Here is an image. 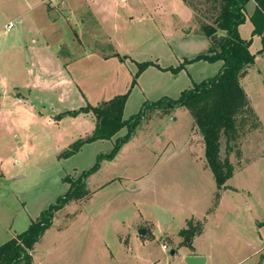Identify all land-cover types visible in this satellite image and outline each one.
Segmentation results:
<instances>
[{"label":"rangeland","instance_id":"374dc122","mask_svg":"<svg viewBox=\"0 0 264 264\" xmlns=\"http://www.w3.org/2000/svg\"><path fill=\"white\" fill-rule=\"evenodd\" d=\"M35 1L0 0V245L24 232L69 191L71 182L97 165L84 180L87 195L54 213L30 253L31 264H185L181 253L187 248L179 232L189 221L201 224L206 239L197 246L212 253L213 264H258L264 255V52L258 54L261 38L251 35L249 17L238 33L251 41L256 56L240 83L246 84L263 124L257 115L256 128L252 120L238 121L239 138L228 149L221 138L220 159L227 156L234 169L225 186L236 191L226 192L220 203L227 188L218 192L211 170L204 168L202 136L187 109L168 114L147 109L134 135L111 158L106 156L126 128L64 157L75 142L92 136L95 121L91 114L57 119L65 111L128 93L123 109V120H128L215 76L219 62L184 64L212 45L201 27L215 17V0H185L188 5L184 0H141L147 17L123 22L102 13L103 26L88 15L77 25L84 49H91L81 59L83 49L73 44L62 23L54 36L61 43L60 58L71 61L62 70L74 88L58 89L59 98L46 93L53 90L29 95L12 89L11 84L30 79L29 66L24 56L3 59L6 42L20 44L15 39L25 32L18 12ZM9 21L14 27L6 31ZM223 34L218 31L215 38ZM148 63L140 72V65Z\"/></svg>","mask_w":264,"mask_h":264},{"label":"trees","instance_id":"16d2710c","mask_svg":"<svg viewBox=\"0 0 264 264\" xmlns=\"http://www.w3.org/2000/svg\"><path fill=\"white\" fill-rule=\"evenodd\" d=\"M249 1L255 3V10L249 17L252 25L251 35L261 38L262 48L258 51V54L263 53L264 0H215V9L213 8L216 13L215 17L212 18L211 23L204 22L201 27L204 37L212 45L208 47L205 53L199 54L190 60H185L184 64L187 65L197 61H205L210 64L219 62L221 66L217 74L194 85L192 89L184 91L177 100L162 99L154 102L128 120H123V109L128 93L116 96L96 106L87 104L77 110L65 111L59 114L57 119L63 116L91 114L95 121L92 136L86 140L75 142L64 153V157L75 154L84 143L110 140L121 129L126 128L127 133L116 140L111 154L106 156V158H111L118 151L122 142L134 135L135 130L144 121L147 109L168 114L176 108H185L192 117L194 126L202 136L206 164L211 170L217 190L220 192L226 181L232 177L234 170L227 156L223 160L220 159L221 138H225L226 148L228 149L231 142L239 138L236 131L238 121L243 124L248 120H252L254 122L251 125L256 128V121L258 120L240 83V79L246 70L254 64L256 56L250 52L251 41L242 39L238 33V27L246 20V5ZM218 31L224 34L216 39L215 36ZM149 65L152 64L140 65V72ZM180 69H183L182 65L173 72L176 73ZM134 83L133 81L132 85ZM101 158L103 157H99V160ZM96 168L97 165L89 171L83 172L80 178L71 182L69 191L59 198L55 204L50 205L48 209L43 211L39 218L32 222L24 232L0 245V264H31L32 257L30 253L43 233L51 226L54 213L62 209L67 203L79 200L87 195L84 180ZM218 196L217 193L216 200ZM201 234V224H193L189 221L187 227L179 232V236L182 238L181 246L192 249L193 238ZM258 264H264V255L261 256Z\"/></svg>","mask_w":264,"mask_h":264},{"label":"crops","instance_id":"0c3cea01","mask_svg":"<svg viewBox=\"0 0 264 264\" xmlns=\"http://www.w3.org/2000/svg\"><path fill=\"white\" fill-rule=\"evenodd\" d=\"M99 1L36 0L35 2L29 3L26 10L21 9V11L18 12L17 16L20 20L23 21V29L25 30L24 35H21L20 40L18 38L15 39V42H20V44L18 45L13 44L12 42H6V44L4 45L5 53L3 54V59L5 60L6 58L13 57L12 59L15 60L16 57L22 58L24 56L25 61L23 62L26 66L27 64L29 66V68H27L26 70L29 72L30 79H28L27 82H19L15 86L14 84H11V88L24 90L29 95L31 94V92H33V90H53L52 92L48 91L46 93H51L54 95H56L57 93L58 98L61 96L58 89L66 88V92H68L69 89H71L72 87L74 88V83L71 80L69 73L66 70V72L62 70V68L68 67L71 61L69 59L60 58L59 55L61 43L57 42L58 38L54 36V33L61 29L62 23L71 31L73 44L78 45L79 49H83V51H79L83 52L79 53V58L81 59L87 54H90L91 49H84V41L82 40L81 35L78 34L79 29L77 28V25L84 24L88 15L89 17L94 18L95 23L99 26L104 25V22L102 21V13L106 16L109 14L111 15V18H114V20L123 22H132L139 16L144 15L147 17L148 15V11H144L145 6L141 0ZM123 9H126V12L122 13L119 11ZM254 10L255 3L253 1H249L246 5V18L250 17L253 14ZM10 22L11 21H9L8 23ZM81 30H83V28H81ZM251 31L252 25L250 32ZM81 54H83V57L81 56ZM26 57H28L29 61H27ZM17 85H19V87H17ZM241 85L243 86V89L247 94L250 104L253 107L256 115L263 124L254 101L247 93L246 84ZM14 100H16L15 103L17 105H31L27 101H24V104H22L18 103L19 100L13 99V101ZM35 103L36 102H32V105ZM205 166H207V164L204 165V168ZM224 187L226 186L224 185ZM226 188L227 189L223 190L221 193V199L218 201L220 203L224 199L226 192L236 191L232 187L227 186ZM203 239H206L204 234L195 237L192 242V248L194 251L189 252V249L187 248L186 251L184 250V252L181 253L182 259L187 256H204L206 258L205 264H213V257L211 255L212 253L207 249H202V247L197 246V243L201 242ZM204 248H206V246H204ZM262 250L264 252V242ZM253 264H255V261Z\"/></svg>","mask_w":264,"mask_h":264},{"label":"water","instance_id":"95a60500","mask_svg":"<svg viewBox=\"0 0 264 264\" xmlns=\"http://www.w3.org/2000/svg\"><path fill=\"white\" fill-rule=\"evenodd\" d=\"M138 234L144 235L145 230L140 229ZM172 254H173V252H172ZM184 263L185 264H205L206 258L204 256H187L184 258Z\"/></svg>","mask_w":264,"mask_h":264},{"label":"built area","instance_id":"2783aa9c","mask_svg":"<svg viewBox=\"0 0 264 264\" xmlns=\"http://www.w3.org/2000/svg\"><path fill=\"white\" fill-rule=\"evenodd\" d=\"M13 23L12 22H10V23H8L6 26H5V29L7 30V31H9V30H11L12 28H13Z\"/></svg>","mask_w":264,"mask_h":264}]
</instances>
